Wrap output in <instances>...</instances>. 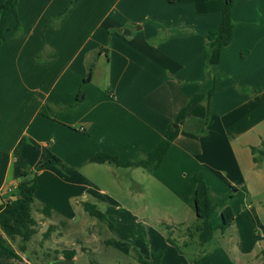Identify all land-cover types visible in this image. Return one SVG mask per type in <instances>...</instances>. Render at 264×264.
<instances>
[{
  "label": "crops",
  "instance_id": "1",
  "mask_svg": "<svg viewBox=\"0 0 264 264\" xmlns=\"http://www.w3.org/2000/svg\"><path fill=\"white\" fill-rule=\"evenodd\" d=\"M221 4L222 0H18L0 45V205L13 198L11 191L24 171L27 178H36L33 204L38 203V211L49 205L52 217L48 220L39 211L35 219L42 235L46 230L38 225L52 227L37 242L36 259L67 258L64 253L73 250L78 264L74 244L47 243L58 225L86 226L94 239L107 225L109 240L115 243L122 237L120 226L150 225L142 211L150 209L151 202L146 197L139 203L135 194L148 195L151 186L181 202V217L172 213L159 218V225L169 228L181 251L201 247L196 237L188 238L186 229L192 225L183 217L194 212L189 177L197 172L217 195L233 191L234 197L254 196L264 191V158L254 169L251 153V146L264 137V0L233 1L231 40L222 47L218 63L206 65L205 35L218 28ZM91 61L92 75L82 99L74 108L62 109L75 102ZM210 90L205 133H197V120L205 116L204 101L190 104L185 117L173 125L190 98L206 97ZM170 128H178V133L151 172L90 161L99 153L122 162L136 159L153 150ZM51 154L67 168L49 165L36 171ZM123 192L132 195L130 203L115 196ZM83 201L94 204L108 222L90 219ZM234 203L233 198L232 211ZM174 227L185 229L173 233ZM164 230V238L159 235L164 246L178 250L168 243ZM0 248L11 262L21 260L14 247L17 255ZM79 248L89 250L87 244ZM125 250L137 251L133 244ZM151 251L152 261H147L158 263L161 252Z\"/></svg>",
  "mask_w": 264,
  "mask_h": 264
},
{
  "label": "rangeland",
  "instance_id": "2",
  "mask_svg": "<svg viewBox=\"0 0 264 264\" xmlns=\"http://www.w3.org/2000/svg\"><path fill=\"white\" fill-rule=\"evenodd\" d=\"M208 49V48H206ZM177 125L174 123L173 125ZM264 141V137H262ZM260 145V144H259ZM257 145V146H259ZM264 157H262L259 165H254V169H258ZM107 177V176H105ZM147 182V180H146ZM147 185V183H146ZM150 185V183H149ZM256 187H252L255 189ZM251 189V186H250ZM150 194L146 195L144 192L135 194L138 196L139 203L141 198L147 199L151 202V208L143 210L144 217H150V225H145L142 222L138 224L133 223L130 226H120L122 237L109 240L110 231L107 225L96 239L91 235L90 228L86 226H78L75 224L58 225L55 232H53L52 240L47 241L49 245L54 246V242L58 240L65 241L66 244H74L78 248V264H139L136 253L140 254L143 259L152 261L151 254L153 252H161V258L153 262V264H196L199 260L201 264H264V191L259 192L253 196L246 194L235 195L230 198L229 202L235 199L234 221L230 228H227L222 234L217 225L220 223V214L214 212L211 216V223L214 226V233L212 239L200 246H192L184 248L179 252L175 248H167L164 246V241L160 239L159 235L164 238L163 232L165 227L159 225V218H169L172 213H177L181 217L182 210L180 208V201L173 197H168L163 192L159 191L155 186H151ZM255 193V192H254ZM233 194V191L221 194ZM116 197L124 198L126 201L132 199V195L128 192L115 194ZM244 201L252 202L254 204L245 207ZM132 202V201H131ZM133 205H135L132 202ZM38 203L35 202L32 206V217L38 219L40 212L37 210ZM136 206V205H135ZM253 208H257L254 213ZM191 211V212H190ZM68 212V211H65ZM256 214V216H255ZM88 216H85V219ZM90 217V216H89ZM187 225L194 226L197 222L195 212L189 210L187 215L183 216ZM48 220L52 217L47 218ZM93 221L99 222L94 217H90ZM102 224V223H101ZM194 224V225H193ZM50 225V224H49ZM40 227L39 230H46L47 226ZM184 227H174L173 233L182 232ZM59 233H62L61 236ZM42 233L37 231L31 239L27 242L26 251L18 250V240L12 242L16 251L22 256L21 260L17 259L11 262L10 255H6L1 249L0 264H47L45 259L37 258L33 255L37 250V242L42 239ZM107 240L110 242H107ZM45 242V240H44ZM87 244L88 252H83L79 247ZM133 244L137 251L132 253L127 252L130 245ZM153 248H156L155 250ZM25 261V262H24Z\"/></svg>",
  "mask_w": 264,
  "mask_h": 264
},
{
  "label": "trees",
  "instance_id": "3",
  "mask_svg": "<svg viewBox=\"0 0 264 264\" xmlns=\"http://www.w3.org/2000/svg\"><path fill=\"white\" fill-rule=\"evenodd\" d=\"M233 1L234 0H222L219 26L215 31H210L205 35L209 40L206 65L218 63L222 47L228 44L231 40L233 21L230 16V10ZM17 3L18 0H4L2 3H0V45L4 41V31L7 17L10 14L16 15ZM63 14L59 15V18H61ZM19 27L20 23L17 21L15 26L16 35L19 33ZM92 68L93 62L91 61L88 64L87 74L84 77L82 84L79 86V91L76 95L75 102L70 105L63 106L62 109L67 110L74 108L76 102L82 99L84 94V85L91 79ZM212 94L213 91L210 90L206 97L202 95H195L194 97L190 98L187 104L179 110L174 122L178 123L185 117L186 111L190 104L204 101L205 116L202 119L197 120V133H205L206 126L210 118V99ZM177 133L178 128H170L168 131H166L164 139L161 140L153 150L149 152H142L138 158L131 161L122 162L118 160L117 157L108 155L106 153H99L90 159V161L97 163H114L123 167H142L143 169L151 172L158 167L164 155L166 154L170 143L174 140ZM251 153L254 165H259L262 157H264V141H262L259 146H251ZM49 165L67 168V165L60 158L51 154L44 162L37 165L35 170L38 171ZM27 174L28 171H24L23 178L17 183L14 189H12L11 194L13 198L0 205V247L13 255H17L16 251L12 247L13 241L18 240V250L24 252L26 250L27 242L37 232V221L32 217V204L34 201V193L38 184L34 176L27 178ZM189 181L194 187V212L197 222L194 226L186 229V234L188 238L196 237L198 244L204 245L208 243L213 237L214 226L212 225L210 219L214 212H218L220 214L221 220L217 225V229H219L221 233H224V231L234 220V213L228 204V201L233 197V194L217 195L212 193L201 172L191 175L189 177ZM81 205L90 216L100 221H107L104 214L100 212L94 204L83 201L81 202ZM39 211L43 214V216L50 217L51 215V207L49 205H43L40 207ZM164 227L168 232L166 233V240L168 243L181 251L175 240L171 237L169 228L166 226ZM51 230L52 227L48 226L46 231L43 233V237L45 238L47 235H49ZM74 254L75 251L69 250L64 253V256L67 258H72ZM136 255L139 264H150L147 260L143 259L140 254L136 253ZM53 258H57V256L55 255L45 260L48 261Z\"/></svg>",
  "mask_w": 264,
  "mask_h": 264
},
{
  "label": "water",
  "instance_id": "4",
  "mask_svg": "<svg viewBox=\"0 0 264 264\" xmlns=\"http://www.w3.org/2000/svg\"><path fill=\"white\" fill-rule=\"evenodd\" d=\"M47 264H76V260L74 258H57L49 261Z\"/></svg>",
  "mask_w": 264,
  "mask_h": 264
}]
</instances>
